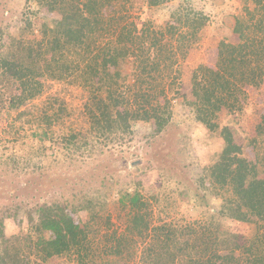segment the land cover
Wrapping results in <instances>:
<instances>
[{
  "label": "trees",
  "instance_id": "1",
  "mask_svg": "<svg viewBox=\"0 0 264 264\" xmlns=\"http://www.w3.org/2000/svg\"><path fill=\"white\" fill-rule=\"evenodd\" d=\"M124 1L129 0H26L14 30L0 32L6 39H0V111H18L19 120L27 118L20 128L28 126L35 138L28 148L20 140L11 141L19 149L10 153L3 152L0 143V176L21 163L25 169L42 170L23 184L31 190L27 202L0 211V264H50L55 258L68 264H264V119L252 140L262 144L255 163L235 151L231 129H221L219 122L220 114L245 95L244 87L264 83V0H243L234 26L238 43L221 42L218 56L223 66L202 68L203 76L194 80L186 99L196 120L223 139L217 160L203 169V182L187 188L182 201L195 213L203 211L198 219H189V210L177 216L171 192L150 200L121 185L112 175L116 170L98 176L96 170L90 174L83 168L98 157L99 141L123 139L124 128L139 121L155 122L160 131L169 125L172 101L167 87L177 58L187 55L209 24L205 12L192 0H183L173 15L178 26L171 27L169 36L152 29L143 38L135 33L134 22L112 8ZM165 1L148 4L157 7ZM42 13L53 16L52 27ZM36 31L44 47L40 39L30 38ZM128 66L134 70L131 90L126 88ZM41 77L70 81L89 92L86 110L95 138L53 130L68 115L57 98L21 111L27 99L12 88L24 80L41 85ZM42 93L39 89L31 98ZM46 144L52 148L48 155ZM73 184L84 189L77 202L65 195ZM97 184L100 190H93ZM115 192L124 213L121 232L108 228L110 215L105 211ZM50 195L58 199L42 204ZM33 203L39 207L29 231L8 234V222ZM82 212L89 216L84 224ZM224 220L253 224L254 236L227 232Z\"/></svg>",
  "mask_w": 264,
  "mask_h": 264
},
{
  "label": "rangeland",
  "instance_id": "2",
  "mask_svg": "<svg viewBox=\"0 0 264 264\" xmlns=\"http://www.w3.org/2000/svg\"><path fill=\"white\" fill-rule=\"evenodd\" d=\"M181 1L183 0H166L162 5L155 7L150 6L148 0H129L112 8H117L120 14L128 17V21L136 24L137 35L145 38L152 29H155L166 37L174 31L172 26H178L179 21H176L173 15L179 11ZM25 3L26 0H0V32L8 28L10 32L14 30L15 25L22 18V8L25 7ZM192 3L209 16V24L200 33L197 42L189 48L187 55L177 58L175 73L170 83L167 82L169 98L172 101V117L169 125L160 131L155 122H136L132 127L124 128L123 139L99 141V148L102 150L96 153L98 157L89 160L83 168L90 171V174L96 170L95 174L98 173V176L109 175L111 170H116L117 172L113 171L112 175H115V179L117 177L121 185L126 186L129 192L134 190L143 192L150 200L160 194L164 197L171 192L169 196L175 204L176 212H179L177 216L180 212L189 210L186 212L188 216L192 214L189 219H198L203 211L195 213L189 204L185 206L182 201L187 199V188H196L203 182V169L217 160L223 148V139L220 132H211L196 120L195 112L189 107L186 99L191 97L194 80L203 76L202 68L216 70L223 66L224 62L218 56L221 42L225 41L233 45L238 43L234 26L236 17L242 14L244 2L243 0H192ZM41 16L49 26L54 25L53 16L46 13H42ZM30 38L39 40L40 35L36 31L30 35ZM0 39L6 40L3 36H0ZM40 40L44 47L42 39ZM1 50L0 45V54ZM133 71L128 66L125 72L128 75L126 88L130 90L134 82ZM37 80L41 85L24 80L19 81L12 88L16 96L20 95L27 99L21 111L25 108L32 109V104L42 105L50 98H57L64 103L68 115L53 130L61 132L60 134H67L72 130L75 134H85L95 138L91 134L92 124L86 110L89 92L70 81L59 82L45 77ZM39 89L43 92L42 95L31 98V94ZM244 90L245 95H242L241 100L235 103L232 109L220 114L219 122L221 129L224 127L231 129L235 140V151L245 156L249 162L255 163L258 162L257 157L262 144H256L252 140L256 137L264 119V83L258 87H244ZM7 112L9 111H0L2 151L5 153L18 151L19 148L11 144V141L16 140H20L24 148H28L35 138L31 136L28 126L25 129L20 128L27 118L19 120L18 111ZM51 152V146L44 145V153L48 155ZM35 171L36 173H33ZM41 171L35 166L25 169L23 163L19 168H8L6 174L0 176V211L3 212V209L6 211L9 206L26 201L31 190L23 187V184L31 176L39 177ZM97 185L93 190H100L102 185ZM180 187H183L181 192L184 195L178 192ZM10 188L14 194L12 197H10L12 194ZM40 189L41 187L36 190ZM83 190V186L77 185L75 189L73 184L65 195L68 199L73 198L77 202L81 194H84ZM33 196L32 193L31 197ZM50 199L55 201L58 197L50 195L41 199V203L45 204ZM117 199L118 193L115 192L109 197L105 211L110 215L108 228L111 231L121 232L124 228L122 218L124 213ZM36 200L37 197L34 196L32 202ZM29 206L20 208L15 217L8 222L6 226L8 234L21 231L24 235L29 231V222L37 216L39 205L33 203ZM79 216L82 224L89 219L87 212H82ZM223 225L227 232L242 234L247 238L254 236L253 224L243 225L224 220ZM50 264L68 263L64 259L55 258Z\"/></svg>",
  "mask_w": 264,
  "mask_h": 264
}]
</instances>
